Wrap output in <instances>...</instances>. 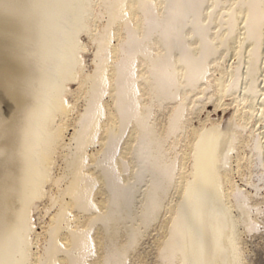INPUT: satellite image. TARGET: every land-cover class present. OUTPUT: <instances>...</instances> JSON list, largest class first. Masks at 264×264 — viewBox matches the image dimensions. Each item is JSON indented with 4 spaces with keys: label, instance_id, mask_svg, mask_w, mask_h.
Listing matches in <instances>:
<instances>
[{
    "label": "bare ground",
    "instance_id": "obj_1",
    "mask_svg": "<svg viewBox=\"0 0 264 264\" xmlns=\"http://www.w3.org/2000/svg\"><path fill=\"white\" fill-rule=\"evenodd\" d=\"M72 1L75 21L83 24L79 17L83 12L86 15L82 26L87 27L86 36L94 47L92 67L77 72L76 89L64 91L69 104L83 103L73 124L64 109L53 116L58 113L55 118L62 132L71 127L72 133L66 139L63 133L57 142L55 160L60 158L64 169L47 180L49 188L56 190L47 196L49 206L57 209L44 230L47 236L41 253L27 252L28 264H135L141 259L140 242L149 231H155L152 264H192L184 227L185 203L208 171L216 182L211 190H217V233L224 235L222 243L232 252L231 264H251L242 236L264 235V0ZM40 3L0 0V52L9 53L7 49L17 43L34 39L32 23L26 27L19 19L28 18ZM85 50L83 43L75 49L81 54ZM59 78L54 84L57 92L64 83ZM225 97L229 103L223 101ZM209 107H232V112L224 125L211 120L207 111L205 119L198 118ZM193 118L201 123L199 127L191 124ZM204 142L207 162L218 166L214 173L203 165L200 147ZM211 143L220 147L215 159ZM96 145L99 148L88 154L87 148ZM7 156L0 149V221L11 214L12 200L18 202L15 210H20L22 202L23 209L31 203L28 198L20 200L13 185L17 163ZM43 167L39 163L34 173L39 180L44 177ZM26 170L31 169L27 166ZM235 174L240 183L234 181ZM207 179L210 182L209 175ZM27 181L23 185H28L30 198L39 194L32 186L36 180ZM74 212L81 213L80 219L71 226L69 222L78 216ZM30 233L32 246L40 234L34 225ZM9 238L0 229V252Z\"/></svg>",
    "mask_w": 264,
    "mask_h": 264
},
{
    "label": "rangeland",
    "instance_id": "obj_2",
    "mask_svg": "<svg viewBox=\"0 0 264 264\" xmlns=\"http://www.w3.org/2000/svg\"><path fill=\"white\" fill-rule=\"evenodd\" d=\"M85 1L90 2V0H85ZM72 2H73L72 0H42V3L36 4L34 7V9L35 8L36 9L33 11V13L30 16H28V18L22 17L19 19V21L22 22L26 27H27L28 22L32 23V27L34 28L33 33L36 35L34 37V39H27V40H24V41L17 43L20 45L16 44V46H15L16 48L15 47L13 48L14 50L10 49V48L7 49L9 53H7V51L0 52V54H1V56H0V66H1L0 67V73H1L0 74V83H1L0 84V103H1L0 107L3 108V109L0 108V123H1L0 124V126H1L0 127V136H1L0 137V141H1L0 142V149H4L5 156L8 155L7 156L8 160L14 162L15 164L16 163L18 164V165L16 164V171L13 170V178H14L13 179L14 180L13 185L17 189V193L19 192V194H20V200L23 197H24V199L28 198L31 200V203L28 206V209H30V210H28L27 207H25L26 209H23V205H25V204H23L24 202H22V201H19V202H22L18 206V209L20 208V210H15L16 209L15 206H17L18 202H16V200H12L11 209H10V211H12V212H10L11 214L7 217H4L3 221H0V229L3 231V233H5L6 236L11 238V240L9 242H6L4 245V247H5L4 249H6V250L2 249V251L0 252V255H1L0 264H23V262H24V264H28V260L30 257L29 254L31 252L36 253L38 251V253H41V251L43 249V245H45V238H46L45 236H47V234L45 233L44 230L46 229V227L50 221L49 220L51 218L50 215L54 214L55 213L54 211H56V209H57L56 205H53L52 207H50L49 206L50 205L49 200L47 199V196L49 193L50 194L56 193V190L54 188H52V189L49 188L50 183L47 180L49 179V181H50L51 177L58 176L59 174L62 173V171L64 169L63 161L60 160V158H57L55 160V155H56L55 149L57 147V144L60 142V140L63 136V133H64V132H62L63 131L62 128L59 125H57V120L55 117L57 116L58 113L66 111V113L68 115L67 116L68 122L72 125L74 118H76L78 113L80 111H82V108H83L82 107V105H83L82 101H78L76 103L77 106L74 107L72 104L68 103V99H66L67 97H65L66 95H64L65 94L64 91L65 90L68 91L69 89H71V90L76 89V87H77L75 84V80L77 77L76 74L79 70H83L84 72H87L91 69V67H92V61H91L92 60V54L94 52L93 51L94 47L89 42V40L86 36V34L88 32L86 30L87 27L84 28L82 26L84 24L86 15L84 12L81 13L82 16L80 15L79 21L81 20V22L83 24L77 23L75 21V18H74L75 13H74V9H72L74 3L72 4ZM17 7L20 8V7H22V5L15 6L12 9H15ZM82 7H83V5H82ZM83 14H84V16H83ZM76 18L78 19V17H76ZM102 21H103V19L100 20V22H102ZM29 23H28V25H29ZM26 43H27V45H26ZM82 43L86 46V50L83 52V54L75 51V49L77 47H79ZM113 43H115V41H113ZM73 46H74V48H73ZM69 47L73 48V50H72L73 54L71 53V48H69ZM19 50H20V52H19ZM65 52H67V53H65ZM76 53L78 54V56L76 55ZM25 56L27 59L25 58ZM71 59H73V60H71ZM25 60H27V61H25ZM33 60H34V62H33ZM71 61H73V62H71ZM232 61L233 60H231L230 62H232ZM23 62H24L25 66L23 65ZM1 63H3V64H1ZM16 63H17V66H16ZM33 63L37 66H35ZM7 66H9V67L7 68ZM15 66H16V68H15ZM5 67L8 70L5 69ZM10 67H11V69H9ZM22 68H23V70H22ZM29 68H30V70H29ZM65 70L69 71V73ZM5 72H6V74H4ZM33 72H34V74H33ZM36 72H38V73H36ZM40 72H41V74H39ZM20 73H26V75L23 77H18L17 79L19 81L17 79L11 80V78L13 76L20 74ZM35 73L37 76L35 75ZM70 73H71V75L72 74L73 75L71 76ZM39 75H42V76H39ZM26 76H27V78H26ZM35 78H37V79H35ZM58 78L61 80H64V81H62V83L63 82L64 83L61 84V85H63V87L60 88L59 91L57 92L54 88V84L56 83ZM68 78H70V79H68ZM37 80H38V82H37ZM13 81H15V82H13ZM11 82H12V84H11ZM50 83H52L53 85ZM6 86L7 87L10 86V88L9 87L7 88ZM31 86L34 88V90ZM47 86L50 88H48ZM3 89L6 91V93ZM17 90H19V91H17ZM22 90H24V91H22ZM34 91H36V92H34ZM25 93H26V95H25ZM22 94H23V96H22ZM34 94H36L35 97L33 96ZM56 94H57V96H56ZM50 95H52V97ZM40 97H42V98H40ZM58 98H59L60 102L62 101L61 103H59ZM33 99L35 102L33 101ZM29 100L32 102H30ZM28 101H29V103H28ZM53 101H54V103H53ZM104 101H106V102L109 101L107 96L104 97ZM223 101L225 103L230 102L229 98H227V97H225L223 99ZM55 102H57L59 104H57V103L55 104ZM66 102L68 105L66 104ZM8 103H11V104H8ZM37 104L40 105L38 108L35 107V105L38 106ZM63 104H64V106H63ZM56 105H57V108H56ZM65 105H67V107H66L67 110H66V108H64ZM208 105H210V104H208ZM30 106H32V107H30ZM45 106H46V108H45ZM229 108H231V109H229ZM14 109H16V110H14ZM58 109H60V111ZM61 109L62 110L64 109V110L61 111ZM68 109H69V111H68ZM21 110H23V111H21ZM27 110H29V111H27ZM46 110H48V111H46ZM53 110H55V111H53ZM206 111L209 112V118L211 120H214V121L217 120L222 125H224L227 122L228 117L231 115L232 107H227L225 109L219 108L217 110H213V107L205 108L202 111H200V113L198 114V118H200L201 120L205 119V117L207 115ZM56 112H58V113L56 114L55 117H53ZM46 113H48V114H46ZM49 114L50 115L53 114V115H51L52 119L50 118L51 116ZM42 115H43V117H42ZM5 120H6V122H4ZM46 124H47V126H46ZM191 124L194 127H199L201 125V123L199 124L197 118H193L191 120ZM221 124L218 126V128L222 127ZM204 125L206 127H208V126H210V123L205 122ZM18 128H20V129H18ZM48 129H49V131H48ZM45 133H46V135H45ZM51 133H52V135H51ZM71 133H72V128L70 127L64 133L65 139L68 138ZM8 134L10 137L8 136ZM5 136H6V139L4 138ZM33 136H35V137L33 138ZM43 136H46V137H43ZM38 137H39V139H38ZM45 138H47V139H45ZM15 140H16V142H15ZM41 140H42V142H41ZM3 141H5V142H3ZM20 143L21 144L23 143L22 144L23 146ZM3 144L6 145V147H4ZM26 145H28L29 147ZM43 145L45 146L44 149H43V147H44ZM33 146L36 148H34ZM201 146H202V149L200 147V150H201L200 155L203 158V163H204L203 165L211 167V168H209V167L208 168H209V170L212 171V173H214L218 166H217V164L215 166H211L207 162V160H209V158L207 157L208 156L206 154L207 152H205L206 148H207L206 142L201 143ZM98 148H99L98 145L93 146V147L90 146L87 148V153L88 154L94 153ZM210 148L212 150V153H211L212 157L215 159L216 154H217L215 151L219 150L220 147L211 143ZM19 149H21L20 152H19ZM35 149H37L38 151L37 150L35 151ZM41 149H43V150H41ZM34 152L37 154H35ZM41 153H42V155H41ZM211 154L209 153V156ZM14 155H16V156H14ZM34 156L36 158H34ZM44 156L45 157L47 156L46 157L47 161H46ZM11 157L13 158V160H11ZM40 157H42V159H39ZM48 159H50V160H48ZM17 161H20V162H17ZM39 163L42 166H45V168L43 167L44 168L43 173H41V177L42 176H44V177H42L41 180H39L34 174V173H36V170L38 168ZM17 166H19V167H17ZM27 166H29L31 169L30 171H28V172H30V174L27 172V170H26V172L24 171ZM47 166H49V167H47ZM14 175L16 178L14 177ZM17 175L18 176L20 175L21 178L18 177ZM32 175L34 176V178ZM208 175H209V179H211L212 182H211V180H210V182L208 181V179H207ZM31 178H32L33 182L36 180L34 185H32V186H35L33 188L37 192H39V194L36 193L34 196H32L30 198L31 191L28 192L26 189V187H28V185L24 186L23 184L28 182L27 180H29ZM233 179H234V181H238V183H240L238 180L239 178H238L237 174L233 175ZM215 183H216L215 180H213L211 178V172L208 171L207 175H206V180H205V178H203V180L198 185L195 186L196 190L195 189L191 190L192 193L190 192L188 199H187L188 203L187 202L185 203L186 208L184 209V227L186 226L185 227V229H186L185 235L188 236L187 239L189 241V243H188V259L189 260L188 261L191 262L192 264H231L232 263V252H231V250H229V248L224 246V243H222L224 235L217 233L218 226H217V222L215 221L217 219V216H215V213H214L215 205L217 204V201H218L217 200L218 198L216 197L217 196V193H216L217 190H213L214 197H213V193L211 190L212 189L211 185L214 187ZM45 184H48V185H45ZM39 186H41V187H39ZM30 189H32L31 185H30ZM25 195L28 197H26ZM34 197H37V198H34ZM96 198L98 199L99 196H96ZM190 200L192 201L191 203H189ZM186 204L187 205L189 204V205L187 206ZM35 205L37 206L36 207L37 210H34V212H33L32 209H33V207H35ZM197 208H199V209H197ZM25 210L28 212L26 213ZM185 211H186V215H185ZM207 212H208V214H207L208 216L206 215ZM74 214L76 216L77 215L78 216H77V218L75 217L74 220L69 222V225H71V226H74L73 224H75L77 219L78 220L80 219L79 216L81 213H75L74 212ZM10 216H11V218H9ZM188 218H189V220H188ZM33 225H34V231L40 235L37 238H34L33 244L31 246V244H29L28 242H30L31 226H33ZM2 226H4V227H2ZM29 228H30V230H29ZM20 234H22L23 236L22 235L20 236ZM60 234H62V235H60V239H62L63 235L65 234V231H62ZM154 236H155V231H149V234L142 239V241L140 242V245H139V250L141 252V256H140L141 259H139V260L135 259L136 260V261L134 260L135 264H152V262H153V260H152L153 259V246L152 245H153V237ZM207 236H208V238H207ZM218 237H220V238H218ZM27 238L29 239V241ZM242 239L245 241V244H244L245 246H243V247L245 248L244 253H245L246 259L251 264H264V240H263L264 235L262 238H260L257 234H253V236H252V234H249L246 236H242ZM28 246H29V248H26ZM40 249H41V251H40ZM28 250H30V251H28ZM5 252H7V253H5ZM27 254H28V257H26ZM91 258H93V257H91ZM25 261H27V262H25Z\"/></svg>",
    "mask_w": 264,
    "mask_h": 264
}]
</instances>
